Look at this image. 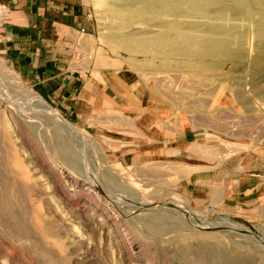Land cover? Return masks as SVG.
<instances>
[{
	"label": "rangeland",
	"instance_id": "374dc122",
	"mask_svg": "<svg viewBox=\"0 0 264 264\" xmlns=\"http://www.w3.org/2000/svg\"><path fill=\"white\" fill-rule=\"evenodd\" d=\"M145 1L85 0L69 113L0 49V264H264V174L242 176L264 170V0H177L162 28L133 15ZM171 26L198 44L230 37L241 58L154 43Z\"/></svg>",
	"mask_w": 264,
	"mask_h": 264
},
{
	"label": "crops",
	"instance_id": "0c3cea01",
	"mask_svg": "<svg viewBox=\"0 0 264 264\" xmlns=\"http://www.w3.org/2000/svg\"><path fill=\"white\" fill-rule=\"evenodd\" d=\"M0 7L9 10L0 22L3 59L48 103L61 113H69V101L74 99L70 94L84 72L75 65L83 58L80 47L93 34L85 0H0ZM257 168L243 166L248 174L242 176L260 178L264 170ZM258 187V183L252 184L251 193Z\"/></svg>",
	"mask_w": 264,
	"mask_h": 264
},
{
	"label": "bare ground",
	"instance_id": "6f19581e",
	"mask_svg": "<svg viewBox=\"0 0 264 264\" xmlns=\"http://www.w3.org/2000/svg\"><path fill=\"white\" fill-rule=\"evenodd\" d=\"M185 1L190 2L192 4V11H197V12L203 11V8L205 9L206 5L207 6H208V4L211 5L210 3H206L204 0H203L204 2L201 0H185ZM144 5H145L144 7H142V8L139 7L137 10L132 11L133 15L137 18H145V19H150L154 22H157L159 27L170 26L171 21H173V18H175L177 16V14H175V13H176L178 6H179L177 0H174V2H170L169 0H146L144 2ZM230 5H231V11H233L235 14H238V15L242 11H245V9H246V4L240 3V2H234ZM233 12H231V13H233ZM244 13H242V14H244ZM163 18H171L172 20L162 21ZM219 19L223 20V17L218 18V20ZM206 33H208V32H205V34ZM211 34H210V36H211ZM180 35H181V32L176 27H172V29H170L169 31H167L163 35L159 36L157 38V40L154 41V43H160L163 46L170 49L172 52L174 49V51L177 55H180L183 57L186 56V57H196V58H203V59H205L207 57H213V59H214L217 56H222L225 59H232V58L240 59L241 58V45L237 41H232V38H230V37L225 38L223 40H216L212 37L213 39L208 38L205 43L202 41L204 44H200L201 42L198 44L192 40L191 34H189V33L184 34L182 36L183 38H180ZM261 37L264 38V35H261ZM179 39L182 41H185L187 43V46L179 47V43H180ZM178 49H181V51H179ZM208 59H210V58H208ZM32 100L45 113H47L49 116H52L53 118H55L57 123L59 122L62 126L67 128L68 132H69V129L71 130L70 133H72L74 131V128L68 122L64 121L55 111H53L48 106H46L38 96H33ZM74 135H76L75 132H74ZM59 144H61V143H59ZM66 150H68V149H66ZM69 153L67 155H70ZM65 155H66V153H65ZM71 155H72L71 156V162L69 161L68 163L71 164V166L73 165L76 169H79L81 165L79 163L80 161H78V160L80 158L78 159V155H76V156H73V154H71ZM108 174H110V173H108ZM108 174H106V176ZM106 178H108V177H106ZM108 179H110V178H108ZM160 219H162V218H160ZM159 221H161V220H159Z\"/></svg>",
	"mask_w": 264,
	"mask_h": 264
},
{
	"label": "built area",
	"instance_id": "2783aa9c",
	"mask_svg": "<svg viewBox=\"0 0 264 264\" xmlns=\"http://www.w3.org/2000/svg\"><path fill=\"white\" fill-rule=\"evenodd\" d=\"M8 11L5 8L0 7V21L5 20Z\"/></svg>",
	"mask_w": 264,
	"mask_h": 264
}]
</instances>
